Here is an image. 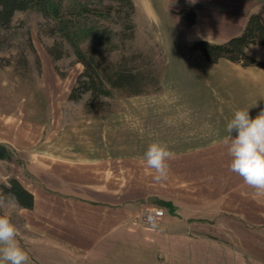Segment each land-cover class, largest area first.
I'll list each match as a JSON object with an SVG mask.
<instances>
[{
  "label": "crops",
  "instance_id": "obj_1",
  "mask_svg": "<svg viewBox=\"0 0 264 264\" xmlns=\"http://www.w3.org/2000/svg\"><path fill=\"white\" fill-rule=\"evenodd\" d=\"M247 17L215 20L204 12L195 24L233 36ZM203 29L192 39L211 40ZM183 45L169 48L170 67L162 80L166 94L141 111L139 130L129 129L126 118L116 129L121 136L93 138L91 132L89 139L78 138L80 153L74 158L44 151L29 157L33 176L21 182L35 202L32 209L19 206L33 235L24 248L27 264H264L261 254L206 227L195 232V222L205 217L189 214L235 211L245 219L240 220L264 226V195H255L230 170L232 157L224 144L236 110L249 109L255 118L264 109V67H244L227 58L214 63L200 51L187 60ZM249 53L263 58L264 48L253 46ZM154 141L174 153L163 182L154 181L144 158ZM154 199L170 201L174 209L150 224L148 206ZM218 219L225 225V217Z\"/></svg>",
  "mask_w": 264,
  "mask_h": 264
},
{
  "label": "rangeland",
  "instance_id": "obj_2",
  "mask_svg": "<svg viewBox=\"0 0 264 264\" xmlns=\"http://www.w3.org/2000/svg\"><path fill=\"white\" fill-rule=\"evenodd\" d=\"M55 1L58 5L55 14L51 10L46 16L43 9L47 5L41 0H32L28 9L15 14L8 27H0V145L10 155L9 158H0V197L15 202L10 215L24 248L28 245L27 236L31 240L33 235L25 226L23 210L19 208L21 205L9 190L11 180L32 178L28 164L33 155L44 151L53 156L74 158L80 153L77 150L78 138L89 139L91 132L93 138H97V135L107 137L106 134L121 136L118 133H122V130L117 132L116 129L126 118L129 124V127L125 124L126 127L139 130L144 116L141 111L157 105L153 99L159 100L156 97L166 94L162 80L170 67V49L177 43H185L183 50L187 60H194L193 53L200 51L191 49L196 41L192 38L202 34L205 27H197V23L190 25L181 13L183 9L196 10L197 16L205 12L215 20L232 18L241 22L249 17L251 9L250 12L264 16V0H134L135 30L133 36L129 37V22L105 11L107 9L101 7L100 0ZM229 11L233 14L230 15ZM201 23L210 24L205 21ZM203 33L216 42H224L232 37L216 26L203 29ZM53 45L63 51V56L57 60L49 52ZM79 47L96 48L105 57L99 56L104 63L118 62L134 55L139 57L141 53V63L148 64L150 70L160 75L162 89L134 96L123 95L122 91L116 89L115 97L106 98L104 101L107 103L98 106L99 110L89 112L86 108L89 94L78 101L69 98L84 69L76 56ZM257 58L264 61V57ZM151 207L147 214H152L153 207L164 209L165 216L169 211L155 199L149 202L148 209ZM4 210L0 208V214ZM201 213L205 218L195 222V232L202 230V226L206 227L226 242L264 256V226H252L235 211H189L194 216ZM176 214L177 217H185L184 214ZM218 217H225V225ZM241 237L247 240L238 241Z\"/></svg>",
  "mask_w": 264,
  "mask_h": 264
},
{
  "label": "trees",
  "instance_id": "obj_3",
  "mask_svg": "<svg viewBox=\"0 0 264 264\" xmlns=\"http://www.w3.org/2000/svg\"><path fill=\"white\" fill-rule=\"evenodd\" d=\"M41 2L47 5L43 9L46 16L51 13V10H53V14L58 11L55 0L53 2L41 0ZM31 4L32 0H0V27H8L18 11L28 9ZM99 4L104 10L107 9L105 11L115 13L116 17L122 21L127 20L129 22L127 27L131 30L128 36H133L135 30L133 14L136 11L134 0H100ZM181 13L190 25L197 22L196 10L183 9ZM253 45L264 46V20L257 12H252L249 15L241 34L232 36L224 42H213L206 38L198 39L192 43L191 49L200 50L208 61L214 63L222 58H227L244 67H264V61L249 53V49ZM76 50L77 59L82 62L84 69L79 74L69 98L78 101L89 94L86 108L91 113L94 112L93 109L99 110L98 106L105 105L106 98L115 97L117 90L122 91L123 95L134 96L151 94L162 89L160 75H156L154 71L150 70L148 64L141 63V53H139V57L134 55L125 57L118 62L104 63L99 56L105 57L94 47L87 49L79 47ZM49 52L55 60L63 56V51L56 48V45L51 46ZM9 157L6 148L0 145V158ZM11 181L9 190L15 195L19 205L32 209L35 202L33 193L19 179L14 178ZM159 203L170 210L174 209V205L170 201L159 200Z\"/></svg>",
  "mask_w": 264,
  "mask_h": 264
},
{
  "label": "clouds",
  "instance_id": "obj_4",
  "mask_svg": "<svg viewBox=\"0 0 264 264\" xmlns=\"http://www.w3.org/2000/svg\"><path fill=\"white\" fill-rule=\"evenodd\" d=\"M226 131L228 136L224 144L232 157L230 170L241 176L244 183L255 190V195H264V109L255 118L250 116L249 109L236 110L227 123ZM144 158L147 168L154 170V181L168 179V161L174 158V153L166 143H150ZM14 207L13 200L5 201L0 197V208L5 209L0 214V264H27L29 259L17 239L18 231L11 220L10 210ZM148 221L154 223L151 215Z\"/></svg>",
  "mask_w": 264,
  "mask_h": 264
},
{
  "label": "built area",
  "instance_id": "obj_5",
  "mask_svg": "<svg viewBox=\"0 0 264 264\" xmlns=\"http://www.w3.org/2000/svg\"><path fill=\"white\" fill-rule=\"evenodd\" d=\"M151 216L153 217L154 222H157L165 216V210L158 207H154Z\"/></svg>",
  "mask_w": 264,
  "mask_h": 264
}]
</instances>
